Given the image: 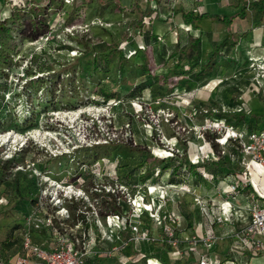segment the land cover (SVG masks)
Returning a JSON list of instances; mask_svg holds the SVG:
<instances>
[{
    "label": "rangeland",
    "instance_id": "obj_1",
    "mask_svg": "<svg viewBox=\"0 0 264 264\" xmlns=\"http://www.w3.org/2000/svg\"><path fill=\"white\" fill-rule=\"evenodd\" d=\"M254 1L0 0V21L12 28L29 9L50 6L47 33L30 41L12 32L0 50L1 258L40 264L23 242L41 236L86 246L84 264L263 263L264 250L235 241L244 225L217 220L227 217L226 199L250 201L246 190L230 194L224 170L236 152L225 133L264 126V14L249 7ZM136 5L155 9L141 28L131 25ZM242 6L244 17L206 16L200 30L181 20L180 11L229 16ZM199 33L200 62L217 46L210 74L163 83ZM192 62L180 61L181 70ZM102 89L115 93L101 106ZM108 138L131 140L137 152L125 157L100 144ZM147 151L166 158L153 162ZM217 156L224 167L212 162ZM184 158L199 166L189 169ZM253 170L264 191V171ZM151 243L164 263L150 256Z\"/></svg>",
    "mask_w": 264,
    "mask_h": 264
},
{
    "label": "trees",
    "instance_id": "obj_2",
    "mask_svg": "<svg viewBox=\"0 0 264 264\" xmlns=\"http://www.w3.org/2000/svg\"><path fill=\"white\" fill-rule=\"evenodd\" d=\"M111 1L112 0H110V1L98 0V2L100 4H108ZM249 7L251 9H254L256 12L264 14V0L254 1L249 5ZM49 8H50V6H48V4H45V5H37L36 7L31 8V10L29 9V11L24 12V14H23V15H27L28 19H25L23 21L16 23L15 28H12L7 23L6 20H1L0 21V50L2 48V45L4 44V40L7 38L11 39L12 32H17L22 38L29 39L30 41H34V40L38 39L40 36L47 33L48 32V24H47L48 12H47V10ZM245 8H246L245 6H242L237 12H235L234 14L229 15V16H227L225 14H217V13H215V14L195 13L193 10L180 11V13H181V20L184 24L189 25L194 29H199L197 22L206 16L216 17V18L221 19V20L226 19V17H228L229 20H231L235 16L242 18L245 15ZM135 10L139 13V17L137 19H134L132 21L131 25L133 27L141 28L143 26V23H144L143 22L144 16H150L154 12L155 9H151L150 7H145L144 9H141L140 6L136 5ZM199 32H201V31H199ZM200 41H201V33H199L196 37H194L190 40L189 44L183 49V53L180 55L179 59H177L173 63L172 67L167 70L166 75H164L162 77L163 83H172V84L177 83L178 85H183L186 82V77L193 76L194 79L196 81H198L202 77L210 74L214 64L217 61V58L215 57V54L217 53V46L215 48H213V50L211 51V53L208 56L206 61L200 62L199 61ZM122 58H125V57H122ZM183 59H186L188 62H191V61H194V62H192V65L188 69L181 70L180 61H182ZM95 60L98 61L99 57L94 56L93 61H95ZM194 65H199L198 70L195 72H193V68H192V66H194ZM125 68H126V66H125ZM102 71L106 72L107 69L104 68ZM122 73H123V70L121 68L117 67L115 69V77L116 78H118L120 76V74H122ZM125 73H126V71H125ZM179 76H182V77L179 78ZM101 93H102V96L105 97V99L107 98L106 100H102V102H103V103H101V106H102L108 102L107 101L108 98L110 96H112L115 93V91L114 90L106 91L105 89H102ZM105 101H107V102H105ZM25 118H27V117H25ZM95 124L96 123H94V125ZM246 128L247 129L249 128L248 125L246 126ZM109 140L113 141V139L111 140L110 138H108V139H106V142H103L100 144H110L108 146H110L112 148L116 146L115 148H118V150L116 152H122V150L124 152H127L125 157L129 156L128 152L129 153L137 152L136 149L131 146V140H130V144H123L120 142H115V143H117L116 145H115V143H113V145H111ZM226 143L227 144L231 143L232 145H235L234 146L235 147L234 152H236L235 153L236 154V159H235L236 161L231 166L225 167L226 170H224L225 175L230 174L231 179L229 181H232L233 177L236 174L242 172V170L239 168V163L241 162L239 159H240L242 154L240 153L241 148H240L238 141L233 140L231 138H227L223 144H226ZM23 146L21 147V149H23ZM210 147L212 150H214L211 143H210ZM145 153H146V159H150L153 162H155V160L160 161V160H163L164 158H166V157H162V159H160L157 156L153 155V153H151L150 151H147ZM118 155H120V154H118ZM12 156L13 155H11V158H12ZM111 160L115 161V153L114 152L111 156ZM212 162L215 165H218L219 168L225 166L224 162L221 160V157H219V156H217L216 159L212 160ZM183 165H185V166L188 165L189 169L190 168L195 169L199 166L197 162L191 163L186 158H184ZM148 176H149V171L145 170L143 173L139 174V180H145L146 178H148ZM216 176H219V174H216ZM219 177H220V179H223V177H221V176H219ZM212 178H213V175H212ZM144 212L145 211L143 210L141 212V215L144 214ZM137 220H138V223L140 222L139 224L144 223L142 221V219H140V218H136V221ZM129 222H131V221H127V219H125L124 222L122 223L124 230L129 227ZM151 244L153 245L152 246L153 251L150 252V256H154L156 259H158V261H160L161 263H164V261L162 260L160 254H159V253H161V251L156 249L154 243H151ZM76 246H77V244H76ZM154 250H156V251H154ZM151 254H153V255H151ZM0 255H1V252H0ZM250 257H252V255ZM3 262H7V261H6V259L1 258V256H0V263H3ZM212 264H220V263H212Z\"/></svg>",
    "mask_w": 264,
    "mask_h": 264
},
{
    "label": "built area",
    "instance_id": "obj_3",
    "mask_svg": "<svg viewBox=\"0 0 264 264\" xmlns=\"http://www.w3.org/2000/svg\"><path fill=\"white\" fill-rule=\"evenodd\" d=\"M262 62H264V58ZM227 138L238 141L244 167V171L236 174L232 181H228L231 190L230 194L235 195L246 190L250 199L246 204L249 221L242 229L236 231L235 241L239 246L250 249L253 252L263 251L264 243L260 238L264 239V191L258 189L256 184L252 182L251 177L254 174V166L264 171V126L258 129L252 128L248 131H237L234 127H231L225 133L224 142ZM147 210L149 211V209H145V211ZM220 210L227 212V217L222 218L220 215L217 219L218 222H222L225 219L231 220L233 215H239L230 200L222 202ZM23 243L24 247L32 253L40 264H84L88 254L86 246L78 248L76 241L68 238H59L50 248L33 243L28 237L24 238ZM206 260L201 259L198 264H210ZM13 264L27 263L25 258L19 257ZM262 264H264V261Z\"/></svg>",
    "mask_w": 264,
    "mask_h": 264
},
{
    "label": "crops",
    "instance_id": "obj_4",
    "mask_svg": "<svg viewBox=\"0 0 264 264\" xmlns=\"http://www.w3.org/2000/svg\"><path fill=\"white\" fill-rule=\"evenodd\" d=\"M257 13H259V12H257ZM255 50L260 51V49L254 48L253 51H255ZM230 201H231L232 205L234 206V208L239 207V205H240L241 209H243V211L241 213L240 212L238 213L239 215H235V216L233 215L231 217V220L233 222V225H237L239 227V226H242V225L247 224L248 221H249V217H248L246 208L244 206V205L247 204V202L246 201L243 202V200L237 199L236 197H233L232 200H230ZM31 241L34 242V243H37V244H39V245H41V246H43L45 248H50L55 243L54 240L53 241H52V239L46 240L45 238H42L41 236H40V240H38V241L31 240ZM26 263L29 264L27 261H26ZM3 264H11V262H3Z\"/></svg>",
    "mask_w": 264,
    "mask_h": 264
},
{
    "label": "bare ground",
    "instance_id": "obj_5",
    "mask_svg": "<svg viewBox=\"0 0 264 264\" xmlns=\"http://www.w3.org/2000/svg\"><path fill=\"white\" fill-rule=\"evenodd\" d=\"M7 137V135L6 134H4V135H1L0 134V140H2V139H5ZM150 189L151 190H154L152 187H150ZM219 199V198H218ZM219 201H221V200H219ZM225 207H226V205H225ZM141 209H143V206H141ZM236 209V211L239 213H241L242 211H243V209H241V207H236L235 208Z\"/></svg>",
    "mask_w": 264,
    "mask_h": 264
}]
</instances>
